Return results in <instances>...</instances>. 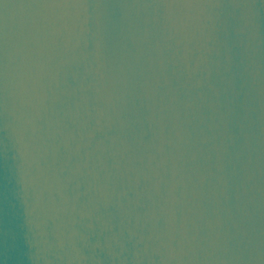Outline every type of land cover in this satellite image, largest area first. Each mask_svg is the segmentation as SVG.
<instances>
[{
	"label": "water",
	"instance_id": "95a60500",
	"mask_svg": "<svg viewBox=\"0 0 264 264\" xmlns=\"http://www.w3.org/2000/svg\"><path fill=\"white\" fill-rule=\"evenodd\" d=\"M0 264H264V0H0Z\"/></svg>",
	"mask_w": 264,
	"mask_h": 264
}]
</instances>
